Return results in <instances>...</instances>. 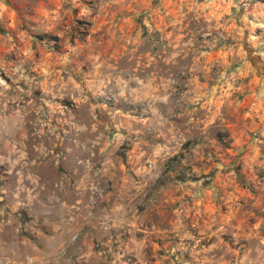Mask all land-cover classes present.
Instances as JSON below:
<instances>
[{"label":"rangeland","instance_id":"374dc122","mask_svg":"<svg viewBox=\"0 0 264 264\" xmlns=\"http://www.w3.org/2000/svg\"><path fill=\"white\" fill-rule=\"evenodd\" d=\"M0 264H264V0H0Z\"/></svg>","mask_w":264,"mask_h":264}]
</instances>
